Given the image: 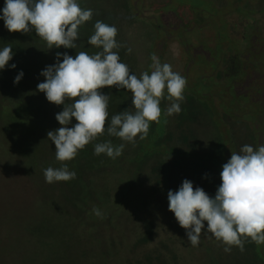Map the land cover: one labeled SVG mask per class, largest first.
Listing matches in <instances>:
<instances>
[{
	"label": "rangeland",
	"instance_id": "1",
	"mask_svg": "<svg viewBox=\"0 0 264 264\" xmlns=\"http://www.w3.org/2000/svg\"><path fill=\"white\" fill-rule=\"evenodd\" d=\"M225 1L226 5L221 6L220 11L214 12L206 0H78L82 8L93 10L92 19L117 28V42H124L126 48L132 49L127 58V65L130 72L137 76L144 71L151 72L152 54L161 55V63H169L174 72L180 73L181 68L177 61L181 57L183 59L184 55L177 52V43L178 50H183L182 24L189 29L188 44L192 47L195 32L201 29L202 25L209 23L208 26L213 27L211 23L216 25L225 17H230L236 23L235 35L233 34L234 39H229L226 44L234 50L235 59L243 56L240 58V66L245 68L241 72L244 78L239 80L232 90V74L225 75L223 83V78L218 74L220 83L214 84L213 80L207 78L213 68L211 63H206L202 56L193 60L188 53L185 54L189 57L190 66L188 74L184 75L187 85L180 113L168 116L166 110L169 102L162 100L159 123H151L146 139L137 138L135 144H125L123 154L114 160L119 168L111 164L113 159L101 154L97 164H90H95L94 168L87 163L89 169H84L78 178L75 170L77 168L73 169L70 162H66L69 170L76 173V177L67 182L46 183L43 170L61 166L55 159V144L45 135L47 141L41 143L45 151L34 154L31 148L36 143L37 134L34 131L37 126L30 122L28 134L20 140L18 135H24L25 132L19 134L16 127H23V123L19 121L20 123L7 133V141L0 136L3 144L9 143L13 148L17 147L18 151L17 153L10 150L5 154L0 151V252L8 248L2 254H10L12 251L11 255H32L34 264H87L84 258L78 260L77 256L84 255L82 251H89L90 248H77L74 244L75 234L78 236L82 230L86 232L91 228V232H94L90 237L93 241L103 244L113 236L119 238V233L113 228L106 232L104 226H96L86 217L87 211L77 209L75 201L85 197L84 186L86 189L90 186L101 188L104 195L101 190L98 193L107 200L110 199L112 190L117 189V178H126L118 173L119 170L127 174L134 173L137 182L145 178L146 172L151 177H147L150 183L160 185L163 165L169 172L168 192L177 191L187 179L193 183L194 188L201 187L214 198L221 183L222 166L230 159L231 153L239 152L245 144L254 148L264 145V44L260 42L264 39V9L262 14L255 11L263 7L264 0ZM4 5L5 1L0 0V16L3 15ZM197 8L203 11L199 12ZM177 16L183 17L182 20H176ZM195 20L200 23L197 24ZM2 21L0 19V26L4 25ZM241 30L244 35L240 38ZM1 34L3 35L0 30ZM175 39L177 43L174 42ZM4 44L1 42L0 47ZM140 44L148 51L151 46L150 53L147 54L146 48H141ZM124 51L125 48L121 53ZM86 52H89L88 49ZM120 62L123 63V58ZM239 75L240 73H237L236 76ZM122 94V109L126 110L132 107L131 93L125 89ZM213 95L219 99L217 104L220 103L215 111L208 107L211 101L207 103ZM12 107L15 108L14 101H11L8 109ZM108 112L110 117L106 126L110 124L115 108L109 106ZM6 115L12 118V114ZM21 117L23 116L19 110H15L14 122ZM26 123L28 125L27 121ZM1 128L2 126L0 134L7 130ZM101 140L100 136L89 145H95ZM120 143L122 141L118 138L114 145L118 146ZM1 149L6 150L0 146ZM103 158L107 160L101 162ZM113 172L118 176H112ZM86 197L89 203H98L93 199L92 193L88 192ZM157 203L161 201L158 200ZM144 208V224L150 231L152 226L149 221V206L145 205ZM72 220L77 222L72 223ZM116 228L123 230V235L127 233L126 223L119 224ZM207 234L211 236L210 233ZM32 237L30 245L27 240ZM79 240L85 243V235ZM218 243L221 246V242ZM255 245L257 257L264 262V244Z\"/></svg>",
	"mask_w": 264,
	"mask_h": 264
},
{
	"label": "clouds",
	"instance_id": "2",
	"mask_svg": "<svg viewBox=\"0 0 264 264\" xmlns=\"http://www.w3.org/2000/svg\"><path fill=\"white\" fill-rule=\"evenodd\" d=\"M2 13L0 19L10 33L35 31L49 50L77 49L79 29L94 15L92 9L82 8L78 0H5ZM117 34L114 25L97 20L87 43L98 51H78L75 57L58 52L56 63L41 72L45 80L37 85L38 91L50 103L64 106L56 114L61 127L47 133L55 144V159L61 164L43 170L48 184L74 179L76 173L69 170L66 162L74 160L79 151L105 131L122 143H96L94 155L106 154L115 160L123 154L125 144L146 139L151 123H159L162 100L169 102L168 116L181 111L187 80L174 72L169 63H161L156 54L151 55L150 73L132 74L120 62L118 51H114L124 47L117 42ZM127 52L131 54L132 49L127 48ZM12 59V46L5 45L0 49V70L6 69ZM11 67L15 69L16 65ZM23 76L21 71L14 84H19ZM113 87L131 93L132 107L113 115L106 128L111 96L101 90ZM73 118L77 123L69 127ZM220 179L214 198L203 188H194L187 179L177 191L168 192L169 211L186 230L189 243L198 246L204 231L221 242L225 252H231L233 246L243 251L247 239L264 244V145L254 148L245 144L239 152H232L222 166ZM92 211L102 217L98 208L93 207Z\"/></svg>",
	"mask_w": 264,
	"mask_h": 264
},
{
	"label": "trees",
	"instance_id": "3",
	"mask_svg": "<svg viewBox=\"0 0 264 264\" xmlns=\"http://www.w3.org/2000/svg\"><path fill=\"white\" fill-rule=\"evenodd\" d=\"M95 22L96 20L92 19V21L90 20L81 26L79 29V39L77 41L79 46L77 49L53 48L49 50L46 44L36 35L35 31L27 34L19 32L10 33L5 25L0 26V30L3 33V35H0V43H5L0 49L5 45H11L13 49V59L9 62L6 69L0 70V126H2L1 129L7 128L4 133L0 134L2 138H5L7 141L9 137L7 133H10L21 122L23 123V127L18 126L16 128L19 130V134L25 132L24 135H18L20 140L24 139L26 134H28L29 123L32 122L35 124L34 126H37L36 131H34L37 135L35 139L36 143L32 146L31 150L34 154H40L45 151V147L41 143L47 141L44 136L47 135L48 129L55 131L56 124L58 128L61 127L56 120V114L62 112L64 106H57L50 103L46 99L45 94L38 91L37 85L45 80L41 72L47 66L56 63V54L58 52L61 54L67 53L75 57L78 51H87L88 49L89 54L98 51V49L87 43L89 37L94 33ZM121 50L122 48L117 50L120 61L124 58ZM12 64L16 65L15 69L11 67ZM21 71L24 73L23 78L19 84H14L15 77ZM101 91L105 95H108L109 92L111 96L109 106L115 108L113 115L124 111L122 109L123 90L121 91L113 87L109 91L108 88H104ZM11 101H14L15 108L12 107L9 110L8 107ZM15 110H19L23 116L16 119V122H14ZM3 112L5 113L3 114ZM6 113L12 114V118H10L11 116H7ZM74 124L76 123L73 118L69 127ZM1 137L0 146L6 148V150L1 149V152L5 154L7 151L14 150V152L18 153L17 147L13 148L9 143L6 144V142L3 144ZM101 138V142L111 140L115 144L118 141V138L108 136L106 131ZM99 157L94 155V145H87L83 150L79 151L74 160L69 162L73 169L74 167L77 168L75 170L78 178H80L84 169H89L87 163L94 168L95 164L99 162ZM104 160L107 159L103 158L101 162ZM92 162L95 163L93 166L90 165ZM111 162L116 168H119L114 160ZM162 167L160 185L150 183L147 177L149 179L151 177L146 172L145 178L137 182L134 173L127 174L125 171L123 173L122 170L118 169V173L129 180L118 177L116 183L117 189L112 190L111 197L107 200L103 199L104 192L101 188L90 186V188L86 189V186L81 183L82 187L84 186L83 196L85 197L77 198L75 201L77 209L87 211L86 217L91 222H94L96 226H104L106 232L110 228L118 231L119 238L113 236L110 241L105 240L101 244L100 242L93 241V238L90 237L93 235L91 234L94 232H91L93 229L89 228L86 232L82 230L78 236L75 234L74 244L77 245V248L89 246L90 250L82 251L84 255L77 256L78 260L84 258L87 264H264L257 257L256 243L250 239L244 241L243 251L239 247L233 246L231 252H225V246L222 243L220 246V243L216 242L213 237L202 231L199 245L193 247L187 239L186 230L180 227L174 213H167L166 211L169 210V172L167 167L163 165ZM114 175L118 176L117 173L113 172L112 176ZM93 183L94 181H92ZM86 190L93 194V199L98 203H93V201L89 203L87 201L86 194L88 192ZM99 190L103 192V195L98 193L100 192ZM158 200L161 203H157ZM145 205L149 206L150 210L149 221L152 226L150 231L145 226V221L143 220V209H145ZM93 207L101 211L102 217H97L93 213ZM75 222L77 221L72 220V223ZM125 223L128 228L126 230V236L123 235V230L116 228L117 225ZM83 234L85 235V243H81L79 240ZM71 236L72 234L69 235V237ZM31 239L33 240V237L27 240L30 245ZM86 247L83 248L85 249ZM91 248L94 250H91ZM7 249L5 248L4 251L0 252V264H11V262L13 264H34L32 255H11L12 251L10 254H2Z\"/></svg>",
	"mask_w": 264,
	"mask_h": 264
},
{
	"label": "flooded vegetation",
	"instance_id": "4",
	"mask_svg": "<svg viewBox=\"0 0 264 264\" xmlns=\"http://www.w3.org/2000/svg\"><path fill=\"white\" fill-rule=\"evenodd\" d=\"M206 1H208V3H210V6L212 7V10L214 12L220 11L219 8H221V6H223V5H226L225 0H206ZM185 7H187V6L185 5ZM263 9H264V5L262 8L260 7L259 10H255V11H260L262 14ZM177 10H176V14H177ZM198 10H199V12L203 11L200 9H198ZM182 18L183 17L178 18V16H177V18H175V19L176 20L177 19L182 20ZM195 22L197 24L200 23L199 20H195ZM208 24L209 23H206L200 27L201 29L196 30L195 38H194L195 42H194V44H192L193 45L192 47H190V45L188 44L190 39L187 35V31L189 29L184 27L183 24H182V26L180 24L181 35L184 38V40H182L181 45L184 46V49L181 51L178 50L179 44L177 43L176 39L174 41L177 43V52L179 51V54L184 55L183 59L181 57V59L177 61V64H179V66L181 68V72L179 74H181L183 77H184V75L188 74V70H189L188 68L190 66V63L188 61L189 57L185 56V54L188 53L190 55L191 59H193L195 57L197 58L198 56H202L203 60L206 63H211V65L213 67L210 75L207 78H209V80H213L214 84H217V83H220V81H218V77H217L218 74H220L221 78H223L221 83H223L225 75L232 74V76L234 78L231 81L232 85H231L230 89L234 88V86L236 84H238V81L241 80L242 78H244L241 76V72L244 71V69H245L244 67L240 66L241 65L240 58H243V56L235 59L234 50L229 45L226 44V41H228L229 39H234L233 34L235 35V27H236L235 26L236 25L235 20L230 19V17H225L221 23L218 22L216 25L214 23H211L210 25H212L213 27L208 26ZM178 26H179V24H178ZM196 27H198V26H196ZM245 27H246V25H245ZM241 33H242V30H241ZM243 35L244 34L242 33L240 35V38ZM260 42H261V44H264V39L260 40ZM255 44H257V43H255ZM140 47L146 48L144 45H141V44H140ZM124 48L126 51L123 52V57H124L123 61H124V64H127L128 63L127 58L129 56V54L127 52L126 47H122V50H124ZM147 51H148V49L146 48V52ZM150 51H151V46H150V49L147 52V54L150 53ZM158 57L161 61L162 56L159 55ZM193 60L191 62H193ZM148 61H150L149 58H148ZM150 62H148V64H150ZM237 63H239V64H237ZM239 66H240V68H239ZM237 73H240V75L236 76ZM244 74H246V71L244 72ZM208 101H211V102L208 103ZM217 102H219V99L217 98L216 95H213V97L211 99L209 98V100H207L208 107L211 111H215V108H217L220 105V103L217 104ZM204 109L206 111H209L207 108H204Z\"/></svg>",
	"mask_w": 264,
	"mask_h": 264
},
{
	"label": "crops",
	"instance_id": "5",
	"mask_svg": "<svg viewBox=\"0 0 264 264\" xmlns=\"http://www.w3.org/2000/svg\"><path fill=\"white\" fill-rule=\"evenodd\" d=\"M120 44L124 45V42H119ZM134 43V42H133ZM125 47V45H124ZM134 47H136V43H134ZM122 48V47H121Z\"/></svg>",
	"mask_w": 264,
	"mask_h": 264
}]
</instances>
